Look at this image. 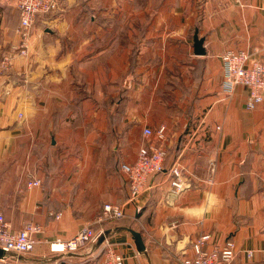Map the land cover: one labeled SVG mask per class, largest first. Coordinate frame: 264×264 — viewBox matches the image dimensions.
<instances>
[{"label": "crops", "instance_id": "obj_1", "mask_svg": "<svg viewBox=\"0 0 264 264\" xmlns=\"http://www.w3.org/2000/svg\"><path fill=\"white\" fill-rule=\"evenodd\" d=\"M18 24L17 0H0V212L12 232L41 230L0 264H97L108 248L125 264H180L205 232L235 242L233 264H264V102L248 110L246 88L221 87L226 50L263 55L264 0H59L36 16L25 55ZM149 143L185 188L158 173L129 202L121 164ZM105 203L123 217L104 216ZM87 225L94 241L50 250Z\"/></svg>", "mask_w": 264, "mask_h": 264}, {"label": "built area", "instance_id": "obj_2", "mask_svg": "<svg viewBox=\"0 0 264 264\" xmlns=\"http://www.w3.org/2000/svg\"><path fill=\"white\" fill-rule=\"evenodd\" d=\"M59 0H17L19 10V24L16 33L20 37L19 43L14 47L20 55L27 52L29 29L39 14H46L58 8ZM223 65V80L221 87L224 91L232 93L238 85L247 90L245 107L253 109L264 102V50L260 58H253L251 52L246 50H226L221 55ZM9 62V57L3 61ZM147 138L155 137L159 142L164 140V128L153 131L149 127L143 129ZM166 148L162 143H149L141 146L136 158L131 163L121 164V169L128 181V201L134 202L149 188L148 178L158 173H165L169 185L180 192L185 188L182 181V169L178 163H173L167 169L164 166ZM28 186L41 185L40 179H31ZM103 214L109 219H120L124 213L119 204L105 203ZM41 228L33 222H25L23 226L12 232L0 212V248L5 252L24 254L31 251L37 244V234ZM98 234L92 226H84L68 239H56L49 243V248L55 253L76 252L88 242L94 241ZM211 234L202 233L191 242V254L184 256L180 264H233L237 255L236 244L226 239L221 244L211 241ZM252 256L251 251L246 252ZM97 264H125V258L114 249L108 248Z\"/></svg>", "mask_w": 264, "mask_h": 264}, {"label": "water", "instance_id": "obj_3", "mask_svg": "<svg viewBox=\"0 0 264 264\" xmlns=\"http://www.w3.org/2000/svg\"><path fill=\"white\" fill-rule=\"evenodd\" d=\"M193 40H194V45H193L194 54L195 55H205L206 51H205V48L203 47L204 38L199 37L198 34L195 33L193 36ZM131 233L133 234V236L136 239L135 242L138 245L139 250H143L144 249V243H143V240L141 238V235L134 230H131ZM5 254H6V252L0 248V258H3L5 256Z\"/></svg>", "mask_w": 264, "mask_h": 264}]
</instances>
